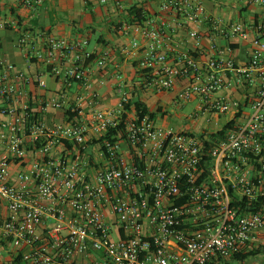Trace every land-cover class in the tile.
<instances>
[{
  "label": "built area",
  "instance_id": "1",
  "mask_svg": "<svg viewBox=\"0 0 264 264\" xmlns=\"http://www.w3.org/2000/svg\"><path fill=\"white\" fill-rule=\"evenodd\" d=\"M42 1L22 3L33 7ZM161 9L164 17L174 15L194 49L179 52L163 17L159 23L154 16L136 23L139 36L132 46L142 50V85L162 92L185 79L175 102L195 100L192 119L207 114L209 121L231 112L224 125L232 119L233 125L221 136L215 133L224 125L174 130L142 117L119 73L116 106L97 108L100 94L89 77V63L105 68L110 51L94 57L84 48L87 39L52 34L35 51L30 33L22 32L20 45L30 46L64 86L35 110L25 89L32 79L0 55V209H5L4 215L0 211V256L9 242L23 250L16 257L22 264H229L235 253L259 243L264 228V23L251 38L247 61L238 64L231 46L218 39L247 40L249 27L212 16L203 0H166ZM73 81L91 89L92 110L86 116L69 104ZM38 84L46 83L38 79ZM244 90L239 98L229 96ZM50 108H67L61 122L43 120L41 113ZM124 113V131L108 139ZM260 201V209L255 208ZM95 252L102 258L75 260Z\"/></svg>",
  "mask_w": 264,
  "mask_h": 264
},
{
  "label": "crops",
  "instance_id": "2",
  "mask_svg": "<svg viewBox=\"0 0 264 264\" xmlns=\"http://www.w3.org/2000/svg\"><path fill=\"white\" fill-rule=\"evenodd\" d=\"M164 1L166 0H106V2L102 0H43L39 5L27 7L22 0H0V55L14 63L18 71L24 72L32 79L25 89L28 93L27 97L33 99V109L37 110L40 108L42 99L56 95L64 86L49 68L33 56L35 51L43 47L45 35L52 34L69 40L87 39L88 44L84 48L92 52L94 57L105 49L111 53L103 69L97 68L94 60L89 63L91 69L89 77L100 94L99 100L95 103L96 107L107 109L116 106L120 97L116 86L118 81L116 75L119 73L125 81L130 98L142 100L148 105L149 110L158 111L154 119L156 121L167 116L168 105L175 102L177 92L186 85L187 81L180 79L173 89L162 92L142 85V77L138 69V60L142 56V50L132 46L133 40L139 35L134 29L136 23L131 22L128 9L132 6L140 7L148 18L154 16L158 23L161 17L165 18L170 23V29H173L172 42L176 44L179 52L193 50V40L184 28L177 27L174 15L168 14L164 17V11L161 9ZM203 1L212 16L222 17L227 22L243 23L250 28V37L247 40L240 39L238 36L218 39L221 44L231 46L232 56L236 63H245L252 49L251 38L257 33L256 27L264 23V3L249 0ZM202 30L206 34L203 45L207 47L209 44L207 34L210 33L208 24L204 25ZM24 31L30 33V45L35 49L34 52H31L30 46L26 48L19 43L20 35ZM94 34L96 38L93 40ZM100 77L105 78V83L102 85L98 83ZM38 79L45 80V86H40ZM18 84L22 85L20 80ZM90 91V88L82 86L77 81H73L68 87L69 104L80 107L85 116L92 110L90 101L93 99ZM243 94H246L245 90L244 92H232L229 96L239 98ZM193 101L196 103L195 100ZM66 109L50 108L41 113V116L47 124L53 125L63 120ZM229 115L230 118L231 112ZM214 119L216 117L213 116L209 122ZM17 168L16 164L11 166L13 172ZM0 211L2 215L5 214L4 207ZM21 251L23 250L5 242L0 264L9 261L16 264L15 259ZM100 258H102L101 253L97 252L86 257L75 256V260L80 263L84 260ZM241 262L244 263V261Z\"/></svg>",
  "mask_w": 264,
  "mask_h": 264
},
{
  "label": "rangeland",
  "instance_id": "3",
  "mask_svg": "<svg viewBox=\"0 0 264 264\" xmlns=\"http://www.w3.org/2000/svg\"><path fill=\"white\" fill-rule=\"evenodd\" d=\"M96 38V34L93 35L92 39ZM178 102H173V104L168 105V114L164 118L156 120V122L163 126H168L174 130H183V129H193L201 130L208 129L213 130L215 128L221 127L229 118V113L221 114L219 119H214L212 121H207V114L199 117L198 121L190 117L191 112L195 110L196 103L194 101L182 104ZM249 111V108H246ZM259 243L255 247L260 248V252L256 255H253L247 258L242 264H264V228L259 236ZM240 262L236 259H231L229 264H239Z\"/></svg>",
  "mask_w": 264,
  "mask_h": 264
},
{
  "label": "trees",
  "instance_id": "4",
  "mask_svg": "<svg viewBox=\"0 0 264 264\" xmlns=\"http://www.w3.org/2000/svg\"><path fill=\"white\" fill-rule=\"evenodd\" d=\"M129 13L131 15V22L133 23H142L144 20L147 19V14L145 13V11H143L142 8L140 7H136V6H132L129 9ZM132 103H134V105L137 107V109L139 110L140 116H145L147 115L150 119L154 120L156 115H157V111H151L149 110L148 105L143 102L142 100L139 99H135ZM131 103H127L126 104V108L130 109ZM239 115V113L237 114ZM127 119V113H124L120 123L114 127V128H110L109 132L107 133V138L110 140H113V137H111L112 135H116V133L118 131H124L125 129V121ZM234 120L232 119L231 121L227 122L222 128L221 130H219L217 133V135H224L225 131L227 130V128H230L233 125ZM104 137V138H106ZM103 138H101L100 140H102ZM255 208L260 209L261 207V201L260 202H256L254 204ZM263 214H264V210H262ZM264 216V215H263ZM260 252V248L258 247H253L251 250L247 251V252H237L234 255V259L236 260H241V261H245L247 258L256 255ZM18 264H22L21 260H20V256L19 258L16 259Z\"/></svg>",
  "mask_w": 264,
  "mask_h": 264
}]
</instances>
